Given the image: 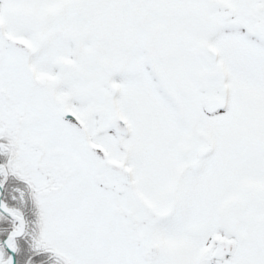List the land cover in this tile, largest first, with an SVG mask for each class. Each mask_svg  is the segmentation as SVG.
Masks as SVG:
<instances>
[{"label":"snow or ice","instance_id":"6c2138e0","mask_svg":"<svg viewBox=\"0 0 264 264\" xmlns=\"http://www.w3.org/2000/svg\"><path fill=\"white\" fill-rule=\"evenodd\" d=\"M0 264H264V0H0Z\"/></svg>","mask_w":264,"mask_h":264}]
</instances>
